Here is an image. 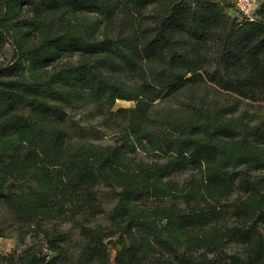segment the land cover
Returning <instances> with one entry per match:
<instances>
[{"label":"trees","instance_id":"trees-1","mask_svg":"<svg viewBox=\"0 0 264 264\" xmlns=\"http://www.w3.org/2000/svg\"><path fill=\"white\" fill-rule=\"evenodd\" d=\"M201 87L264 106V0H0V264H264V115L154 108Z\"/></svg>","mask_w":264,"mask_h":264},{"label":"rangeland","instance_id":"rangeland-1","mask_svg":"<svg viewBox=\"0 0 264 264\" xmlns=\"http://www.w3.org/2000/svg\"><path fill=\"white\" fill-rule=\"evenodd\" d=\"M196 90L193 91L191 96H188L183 91H178L175 96L171 97L168 100H164L163 102L155 104L154 108H164V106L170 105L172 107L184 106V104H189L192 107L200 108L204 111H215V110H222L223 107H230L234 103L235 110L232 115L233 117H239L241 113L246 112L247 115L256 114L257 116L264 115V106L261 104H253L247 105L246 101H238L235 104V100L232 96L214 91L210 87H201L195 88ZM183 104V105H182ZM132 103L130 101L119 100L116 101L115 107H130ZM186 107V106H185ZM228 109V108H226ZM73 121L79 119L78 115L72 117ZM99 120H94L93 123L97 126V122ZM99 127V126H97ZM89 140L92 142L99 144V145H108L115 142L116 136L112 131L107 130L106 128L103 129L101 133L94 132ZM144 158H147L145 155H142ZM137 157H141L138 155ZM189 174V173H188ZM188 174H180V176L174 177L176 181H181L183 178L187 177ZM251 175H264V171L255 170L254 172H250ZM100 200L102 201L105 209L109 208L114 203V199L112 194L109 192L108 188H102L100 190ZM93 223H105V219L103 216H99L93 220ZM12 217L7 213V211L0 206V232L3 233L5 236H0V253H8L13 251L17 248H21L19 245L18 240L12 234ZM63 227H67L63 225ZM75 234L76 232L72 230Z\"/></svg>","mask_w":264,"mask_h":264},{"label":"built area","instance_id":"built-area-1","mask_svg":"<svg viewBox=\"0 0 264 264\" xmlns=\"http://www.w3.org/2000/svg\"><path fill=\"white\" fill-rule=\"evenodd\" d=\"M236 10L248 20H253V13L261 0H231Z\"/></svg>","mask_w":264,"mask_h":264}]
</instances>
